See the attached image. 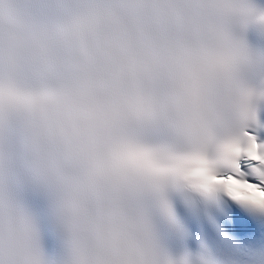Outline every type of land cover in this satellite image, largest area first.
I'll use <instances>...</instances> for the list:
<instances>
[{
	"label": "snow or ice",
	"instance_id": "obj_1",
	"mask_svg": "<svg viewBox=\"0 0 264 264\" xmlns=\"http://www.w3.org/2000/svg\"><path fill=\"white\" fill-rule=\"evenodd\" d=\"M254 29L264 0H0V264H214L163 233L264 213Z\"/></svg>",
	"mask_w": 264,
	"mask_h": 264
},
{
	"label": "clouds",
	"instance_id": "obj_2",
	"mask_svg": "<svg viewBox=\"0 0 264 264\" xmlns=\"http://www.w3.org/2000/svg\"><path fill=\"white\" fill-rule=\"evenodd\" d=\"M197 174L200 175L208 183H215L216 182V181L212 180L210 177L205 176L202 169L197 170Z\"/></svg>",
	"mask_w": 264,
	"mask_h": 264
}]
</instances>
